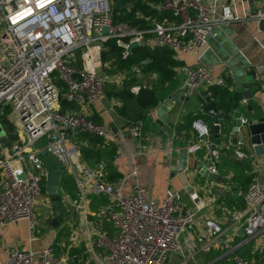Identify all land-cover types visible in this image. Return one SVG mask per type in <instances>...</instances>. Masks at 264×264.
<instances>
[{
  "label": "built area",
  "instance_id": "obj_1",
  "mask_svg": "<svg viewBox=\"0 0 264 264\" xmlns=\"http://www.w3.org/2000/svg\"><path fill=\"white\" fill-rule=\"evenodd\" d=\"M252 1V18L260 25L264 22V0ZM112 3L113 0H0V118L8 121L14 116L19 121L17 126L11 125L17 142L0 139V227L26 221L28 229L35 231V206L43 195L41 181L47 179L40 157L45 151L61 164L77 188V201L61 196L72 229L69 245L83 244L94 264H186L190 256L209 254L218 248L231 256V264H264V252L259 261H248L235 253L239 246L264 236V188L256 176L264 171V156L246 152L238 139L234 147L230 141L233 132L221 138L218 134V139L220 143L226 139L227 145L234 147L233 159L251 163L254 176L247 189L237 191L244 209L228 211L224 202L220 203L225 223L199 216L218 200L212 193L204 198L192 194L190 207L172 189H167L159 200L149 198L138 182L124 195L122 185L105 180L104 165L89 167L82 162L80 144L72 138L75 133L112 142L120 134L109 135L87 114L92 105L104 99L105 84L120 85L128 73H108L109 65L101 58L106 41H115L123 51V60L134 43L138 47L164 46L179 56L191 54L215 38L216 25L238 19L231 4L222 6L217 15L205 0H163L157 9L171 13L177 19L176 25L154 23L148 31L151 37L145 39L144 31L114 20ZM77 59L79 67L74 64ZM131 71L141 78L139 68ZM178 71L183 76L182 89L212 85L231 89L224 79L215 80L205 67L184 63ZM59 84L66 87L64 98L78 108L76 112H61ZM139 90L136 85L130 91L137 94ZM246 102L242 101L243 106ZM114 105L113 102L109 111ZM213 126L220 128V124ZM192 128L196 141L188 144L187 154L202 152L204 164H212L208 172L217 177L220 144H215L214 132L200 119L192 123ZM136 129L133 135L140 138L141 129ZM41 140L42 149L35 150L32 145ZM167 155L172 156L171 149ZM132 176L136 178V173ZM45 195L48 197L47 191ZM90 196H105L110 201L102 213L113 225L112 237L102 231L101 224L89 220ZM236 227L244 232L237 244ZM5 260L6 264H66L67 259L58 256L51 245L39 250L11 247Z\"/></svg>",
  "mask_w": 264,
  "mask_h": 264
},
{
  "label": "crops",
  "instance_id": "obj_2",
  "mask_svg": "<svg viewBox=\"0 0 264 264\" xmlns=\"http://www.w3.org/2000/svg\"><path fill=\"white\" fill-rule=\"evenodd\" d=\"M228 1L205 0L206 4L211 9H214L217 15L221 7L228 4ZM252 3L254 9L255 3L253 1ZM229 4L235 7L238 19L231 23L216 25L215 38H210L204 46L197 48L191 54L176 55V59L181 64L205 67L215 80L220 78L224 80L231 79V89L234 86L235 71L245 70L248 79L250 76L253 77L254 83H259L260 91L251 94L246 106H241L230 115L232 118H240L247 111L248 105H252L253 112L256 115L259 107L263 109L262 113H264V30L252 18V9L246 0H231ZM182 83L183 76L177 70L176 92L182 89ZM203 91L207 92V87L188 90L183 100L176 101L172 106L168 107L167 119L163 122L161 128L165 135L153 133L149 130H140V138L135 137L133 131L137 126L126 122L125 119L116 115L114 109L109 111L110 105L117 101L115 99L108 100L105 96L101 103H96L88 109L89 118L98 119V124L103 125L109 135L120 133L114 141L117 146L114 167L122 175L119 184L123 186L122 193L124 195H127L132 185L138 182L145 188L147 197L155 200L161 199L167 189L179 192L187 207L191 206L189 197L195 193H198L202 198L209 193L215 195L217 199L223 197L226 191L223 185L216 182L207 183V179L205 183L196 181L199 175L195 171V166L204 164V158L199 159L198 154L195 156L188 155L185 170H180L181 151L186 150V147L193 139L189 141L178 139L175 134V128L188 113H203L201 103L196 100L199 93ZM173 93H170L165 99L174 97L175 93ZM207 95L209 96L208 92ZM243 100H241V103ZM154 110H151L150 113H153ZM154 119H156L155 116ZM209 119L214 124L212 118L209 117ZM209 122L206 120L204 123L207 125ZM224 127L229 132H232L231 126L224 125ZM239 133L244 140V150L254 154L252 146L247 141L246 130L241 129ZM169 149L172 150L171 157L167 155ZM132 173H136V178L132 176ZM256 176L264 188V171L257 173ZM216 201L202 210L199 216L202 218H214L225 223L226 219L222 208ZM44 206L41 209L40 205L36 204L37 227L34 232L28 229L26 221L0 227V264H6L5 255L11 247L39 250L54 243L57 229L63 222L55 227L52 224L54 213L51 205ZM218 210L220 214L217 213ZM236 230H238L237 227ZM237 237L240 238L239 235ZM237 237L235 244L240 243L243 239L240 238L241 240L237 242ZM248 243H251L249 249L251 254L250 261H259L264 252V246L261 247V245H264V236ZM242 246L244 245L238 248ZM214 251L220 252L221 257L227 256L220 248ZM257 254L260 255L259 260L256 259ZM205 261L206 256L195 254L189 257L186 264H210Z\"/></svg>",
  "mask_w": 264,
  "mask_h": 264
},
{
  "label": "trees",
  "instance_id": "obj_3",
  "mask_svg": "<svg viewBox=\"0 0 264 264\" xmlns=\"http://www.w3.org/2000/svg\"><path fill=\"white\" fill-rule=\"evenodd\" d=\"M124 4H129L134 0H120ZM163 0H138L133 9H123L118 15L114 16L117 22H124L140 31H144L145 39L151 37L148 33L154 23H164L169 25H176L177 19L171 13L166 11H159V6ZM261 29L264 30V22L260 24ZM122 49L117 47L114 40H108L103 44L101 50V58L104 63H108V73L112 76L127 71V75L120 83V85L106 83L104 86V94L108 100H117L114 102V112L116 115L125 119L126 122L136 126L142 125L145 120L144 113H149L151 110L158 108L163 103L165 97L170 93H175L177 84V70L181 66V62L176 59L175 53L164 46L159 45H143L131 50L129 56L122 59ZM78 57V56H77ZM79 67L80 61L74 63ZM133 67L140 69L141 78H137L131 71ZM156 75L153 79L152 76ZM228 86L232 85V80H225ZM61 87L60 107L67 112L73 113L78 108L68 102L64 98L66 87L59 84ZM139 85L140 90L137 94L131 93V88ZM260 91L259 83H254L247 86V93L249 95ZM207 92L211 100L216 104L219 112L225 115H232L243 104L241 100L244 99L243 92L227 89L217 85L207 87ZM173 93V94H174ZM200 119L203 122L210 121L207 126L211 133L214 132L215 127L211 123L209 117L204 113H188L176 125L175 134L178 139L189 141L193 139L196 141L192 129V123ZM95 123H99L98 119L91 118ZM229 126L226 122L220 123L219 136L222 134H229V131L224 127ZM141 131L146 129L141 128ZM72 138L80 144V156L83 163L89 167H98L100 164L104 165V172L106 174L105 180L111 184H118L122 179V175L118 173L114 167V160L117 155V146L112 141H107L102 137L87 135L77 132ZM230 141L235 147L237 138L230 137ZM226 139L222 140L218 150L220 152L219 162L217 164L218 175L217 178L224 181L226 191L223 197H220L216 202L220 204L224 202L228 211L244 209L242 199L237 197L239 189L245 190L252 181L254 174L252 173V165L249 161H238L233 159V146H228ZM244 149V147H243ZM204 154L198 153V158L202 159ZM63 172L60 179V194L67 195L71 200L77 201V188L73 178ZM198 183L206 182V179L197 176ZM42 192L45 194L47 182L45 179L41 181ZM111 203L107 197H89V211L91 216L89 220L94 224H101L102 231H105L110 237L114 233L112 223L109 221L106 213H102L104 208L110 206ZM220 214L219 210L217 211ZM62 224L57 229V236L52 246L54 247L58 256L66 257V264H94L89 261V255L83 244L79 246H70L68 239L72 233L69 225V218L62 208ZM241 239L237 237V242ZM251 243H248L236 250V254L248 261L251 259L250 249ZM206 256V263L210 264H231V256L221 257L220 252L212 251ZM256 259H260V255H256Z\"/></svg>",
  "mask_w": 264,
  "mask_h": 264
},
{
  "label": "water",
  "instance_id": "obj_4",
  "mask_svg": "<svg viewBox=\"0 0 264 264\" xmlns=\"http://www.w3.org/2000/svg\"><path fill=\"white\" fill-rule=\"evenodd\" d=\"M138 0H134L129 4H124L120 0H114L112 4V15L116 16L123 9L131 10L133 9L135 3ZM249 4L251 13H253V3L252 0H246ZM231 0L228 1V4ZM103 34H106L107 29L103 28ZM137 44H131L128 48L131 51L134 48H137ZM245 70H237L234 73V90H240L243 92L244 100H248L249 94L247 93V86L254 84L253 77H246ZM187 89H181L180 91L175 93L174 97L166 98L163 103L156 108L153 113H144L145 120L142 125L137 126V129H146L153 133H158L165 135V133L161 130L163 126V122L167 119L168 107L172 106L174 102L183 100L184 96L187 93ZM196 100L202 105V112L207 114L210 118H212L215 125L220 124L221 122H226L229 126L232 127L233 135L242 142L244 141L241 137L239 131L241 129H245L247 132V141L252 146L254 154L256 156H264V113H262V108L259 107L257 109L258 114L256 115L253 112L252 105L247 106V111L240 118H232L229 115H225L218 111L216 104L211 100V98L207 95V92H200ZM264 108V106H263ZM62 113H65V110H61ZM156 119H154V116ZM244 120V123L243 121ZM0 132L4 133L7 142H17L18 138L13 136V130L9 122L6 118H0ZM219 127L215 126L214 129V142L219 145L220 141L218 139ZM182 159L180 170H185L186 159L188 157L187 151H181ZM40 157L43 158V164L47 172V195L49 197L51 209L54 213V219L52 224L57 227L59 223L62 222V204H61V194H60V179L63 174V168L61 164L52 156L46 155V152L43 151L40 154ZM212 164L208 161L205 164H197L195 166V171L197 174L208 181L216 182L219 184H224V181L217 178L216 176H212L207 168L211 167ZM237 234L240 238L244 237V232L242 228L237 230Z\"/></svg>",
  "mask_w": 264,
  "mask_h": 264
},
{
  "label": "rangeland",
  "instance_id": "obj_5",
  "mask_svg": "<svg viewBox=\"0 0 264 264\" xmlns=\"http://www.w3.org/2000/svg\"><path fill=\"white\" fill-rule=\"evenodd\" d=\"M1 30H2V27H1V22H0V31H1ZM7 115H8V114H7ZM8 121H9V124L12 125V126H17V125L19 124L18 119L15 118L14 116H10V117L8 118ZM20 130H21L23 133H25L24 130H23L22 128H20ZM3 138H5V135H4V133L0 132V139L2 140ZM32 146H33V148H34L35 150H40V149H42V147H43V141H42V140H41V141H38V142L34 143ZM65 174H67V172H66ZM210 182H212V181H207V183H210ZM37 204L40 205L41 209H43V207H45L44 205H46V206H50L49 198H48L45 194H43V195H42V199L39 200V201L37 202ZM35 207H36V206H35ZM76 223H77V221H76Z\"/></svg>",
  "mask_w": 264,
  "mask_h": 264
}]
</instances>
